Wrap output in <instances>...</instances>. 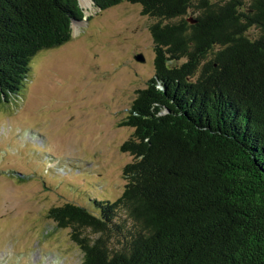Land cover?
I'll use <instances>...</instances> for the list:
<instances>
[{
    "label": "trees",
    "instance_id": "16d2710c",
    "mask_svg": "<svg viewBox=\"0 0 264 264\" xmlns=\"http://www.w3.org/2000/svg\"><path fill=\"white\" fill-rule=\"evenodd\" d=\"M124 1L158 19L156 76L123 121L127 184L48 216L71 228L81 264H264V0L94 3ZM84 16L79 0H0V108Z\"/></svg>",
    "mask_w": 264,
    "mask_h": 264
},
{
    "label": "rangeland",
    "instance_id": "374dc122",
    "mask_svg": "<svg viewBox=\"0 0 264 264\" xmlns=\"http://www.w3.org/2000/svg\"><path fill=\"white\" fill-rule=\"evenodd\" d=\"M80 1L85 16L70 40L39 52L26 95L0 108V264H81L71 228L57 227L49 209L113 201L127 184L134 156L121 146L133 128L123 121L156 76L158 19L127 1Z\"/></svg>",
    "mask_w": 264,
    "mask_h": 264
},
{
    "label": "water",
    "instance_id": "95a60500",
    "mask_svg": "<svg viewBox=\"0 0 264 264\" xmlns=\"http://www.w3.org/2000/svg\"><path fill=\"white\" fill-rule=\"evenodd\" d=\"M91 1L94 2V0H91ZM80 2H81V1L79 0V3H80ZM80 7H82L81 4H80ZM189 20H190V21H193V19H191V18H189ZM72 28H73V22H72ZM135 59H137V60H139V61H144V60H145V57H144V55H143L142 53H139V54L135 55Z\"/></svg>",
    "mask_w": 264,
    "mask_h": 264
},
{
    "label": "bare ground",
    "instance_id": "6f19581e",
    "mask_svg": "<svg viewBox=\"0 0 264 264\" xmlns=\"http://www.w3.org/2000/svg\"><path fill=\"white\" fill-rule=\"evenodd\" d=\"M82 2L85 4H91V0H82Z\"/></svg>",
    "mask_w": 264,
    "mask_h": 264
}]
</instances>
